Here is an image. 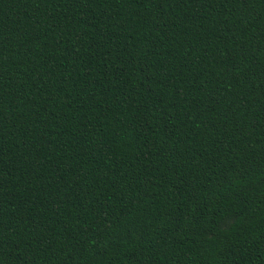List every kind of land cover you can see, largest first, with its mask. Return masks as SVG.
I'll list each match as a JSON object with an SVG mask.
<instances>
[{
  "label": "trees",
  "instance_id": "trees-1",
  "mask_svg": "<svg viewBox=\"0 0 264 264\" xmlns=\"http://www.w3.org/2000/svg\"><path fill=\"white\" fill-rule=\"evenodd\" d=\"M0 264H264V0H0Z\"/></svg>",
  "mask_w": 264,
  "mask_h": 264
}]
</instances>
